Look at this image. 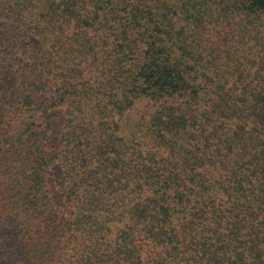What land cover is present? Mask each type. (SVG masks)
Listing matches in <instances>:
<instances>
[{"label":"trees","instance_id":"trees-1","mask_svg":"<svg viewBox=\"0 0 264 264\" xmlns=\"http://www.w3.org/2000/svg\"><path fill=\"white\" fill-rule=\"evenodd\" d=\"M0 264H264V0H0Z\"/></svg>","mask_w":264,"mask_h":264}]
</instances>
